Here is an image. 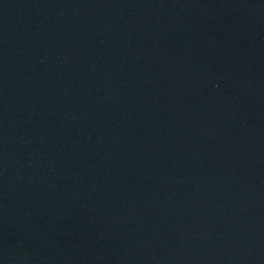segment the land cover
I'll return each mask as SVG.
<instances>
[{"label":"water","instance_id":"obj_1","mask_svg":"<svg viewBox=\"0 0 264 264\" xmlns=\"http://www.w3.org/2000/svg\"><path fill=\"white\" fill-rule=\"evenodd\" d=\"M0 264H264V0H0Z\"/></svg>","mask_w":264,"mask_h":264}]
</instances>
